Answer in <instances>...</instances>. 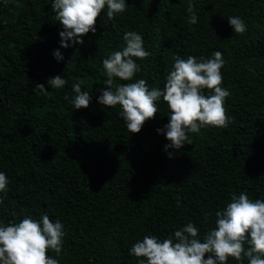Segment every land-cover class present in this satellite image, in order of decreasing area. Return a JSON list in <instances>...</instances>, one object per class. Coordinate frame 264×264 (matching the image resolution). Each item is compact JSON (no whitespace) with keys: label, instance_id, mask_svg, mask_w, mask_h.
Segmentation results:
<instances>
[{"label":"trees","instance_id":"1","mask_svg":"<svg viewBox=\"0 0 264 264\" xmlns=\"http://www.w3.org/2000/svg\"><path fill=\"white\" fill-rule=\"evenodd\" d=\"M52 3L0 0V172L8 177L0 225L47 214L65 232L61 254L48 251L59 264H139L130 248L144 236L162 241L192 222L203 239L233 193L264 200V0H126L124 13L109 21L105 9L96 32L67 48ZM189 3L196 24L188 23ZM229 16L246 32L234 33ZM129 31L143 37L150 56L136 61L141 71L132 81L118 83L144 79L162 90L174 57L222 52L229 126L189 133L192 144L169 149L170 157V142L157 132L169 122L162 98L136 134L119 106L99 104L103 59L126 47ZM57 75L68 82L52 89L47 81ZM73 82L92 96L89 107L74 109ZM37 84L47 91L37 94Z\"/></svg>","mask_w":264,"mask_h":264},{"label":"clouds","instance_id":"2","mask_svg":"<svg viewBox=\"0 0 264 264\" xmlns=\"http://www.w3.org/2000/svg\"><path fill=\"white\" fill-rule=\"evenodd\" d=\"M51 7L55 20L63 26L59 33L61 46L67 48L69 41L83 44L84 35L96 32L97 18L105 9L107 19L111 21L126 11L127 4L126 0H53ZM186 11L188 23L196 24L195 5L189 3ZM227 19L234 33L246 32V24L240 17L229 16ZM123 39L126 47L103 59L105 87L100 89L101 95L97 99L108 108L119 106L118 115L129 132L139 133L147 120L155 118L159 111L156 102L161 98L167 104L169 122L157 132L165 134L170 142L165 145L166 151L179 150L185 143L192 144L189 133H199L207 127L229 126L231 121L224 103L231 93L222 87L221 69L225 64L222 52L215 51L208 59L191 55L187 59L174 57L164 88L149 90L144 79L117 82L116 78L132 81L141 71L136 61L150 56L143 37L137 32H126ZM54 55L58 60L62 59L59 51ZM67 82L59 75L47 81L52 89H61ZM35 89L39 90L37 94L47 91L44 84H37ZM72 90L74 109L89 107L92 96L82 91L81 83L73 82ZM172 154L168 151L170 157ZM7 191L8 177L0 172V193L6 196ZM4 198L0 196V203ZM215 216V227L207 230L203 239L199 229L188 222L162 241L154 235L144 236L132 245L130 255L138 258L139 264H227L230 257L242 261L245 256L249 264H264V200L250 199L246 192L233 193L230 202ZM64 236L62 223L59 220L53 222L47 214L40 221L26 216L18 223L0 225V264H59L48 251L59 256Z\"/></svg>","mask_w":264,"mask_h":264},{"label":"rangeland","instance_id":"3","mask_svg":"<svg viewBox=\"0 0 264 264\" xmlns=\"http://www.w3.org/2000/svg\"><path fill=\"white\" fill-rule=\"evenodd\" d=\"M219 13H220V11H219ZM219 13L217 14V16H216V19L218 18V16H219ZM216 24H218L217 22H216Z\"/></svg>","mask_w":264,"mask_h":264}]
</instances>
